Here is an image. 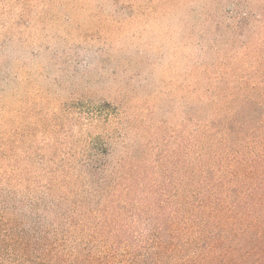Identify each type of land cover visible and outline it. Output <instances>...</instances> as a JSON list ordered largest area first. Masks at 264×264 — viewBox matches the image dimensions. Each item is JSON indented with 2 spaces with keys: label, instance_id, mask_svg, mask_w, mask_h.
I'll list each match as a JSON object with an SVG mask.
<instances>
[{
  "label": "rangeland",
  "instance_id": "374dc122",
  "mask_svg": "<svg viewBox=\"0 0 264 264\" xmlns=\"http://www.w3.org/2000/svg\"><path fill=\"white\" fill-rule=\"evenodd\" d=\"M249 3L256 15L241 26L236 12ZM259 18L264 0H0V130L12 111L36 145L62 125L70 142L105 135L131 163L149 159L151 178L190 177L195 157L217 150L212 131L205 152L193 147L196 132L223 122L248 135L263 125L264 89L247 85L264 81ZM218 94L228 99L216 105ZM247 214L228 216L237 231L222 249L237 252L224 264H264V231L244 237L239 229Z\"/></svg>",
  "mask_w": 264,
  "mask_h": 264
},
{
  "label": "trees",
  "instance_id": "16d2710c",
  "mask_svg": "<svg viewBox=\"0 0 264 264\" xmlns=\"http://www.w3.org/2000/svg\"><path fill=\"white\" fill-rule=\"evenodd\" d=\"M250 6L236 12L241 26L256 15ZM253 84L247 82L264 89V81L262 89ZM214 99L220 105L228 96ZM257 105L264 109V99ZM230 112L237 123L240 113ZM12 114L0 130V264H224L236 261L237 250L222 249L237 231L230 213L242 219L251 208V222L243 219L239 228L244 237L264 231L257 213L264 195V114L263 125L248 135L223 122L196 132L193 147L202 152V140L214 132L212 159L200 154L190 177L167 171L155 173L158 180L145 172L156 169L149 159L145 167L131 163L111 137L70 142L64 127L54 125L53 141L40 146L31 129L13 125Z\"/></svg>",
  "mask_w": 264,
  "mask_h": 264
}]
</instances>
